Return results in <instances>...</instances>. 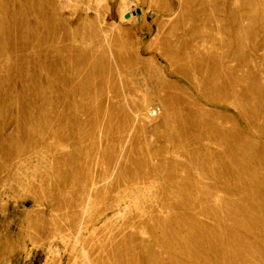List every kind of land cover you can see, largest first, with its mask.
<instances>
[{
  "label": "rangeland",
  "instance_id": "374dc122",
  "mask_svg": "<svg viewBox=\"0 0 264 264\" xmlns=\"http://www.w3.org/2000/svg\"><path fill=\"white\" fill-rule=\"evenodd\" d=\"M125 1L0 0V264H264V0Z\"/></svg>",
  "mask_w": 264,
  "mask_h": 264
},
{
  "label": "bare ground",
  "instance_id": "6f19581e",
  "mask_svg": "<svg viewBox=\"0 0 264 264\" xmlns=\"http://www.w3.org/2000/svg\"><path fill=\"white\" fill-rule=\"evenodd\" d=\"M122 6H121V10H120V15L123 17L125 14H131V16L135 17L132 13H131V10H132V5L133 4H130L129 2L125 1V0H122ZM146 117V115H143V117ZM144 117V118H145ZM148 119V118H147ZM150 120V119H149ZM136 199V198H135ZM128 204V203H126ZM137 204V203H136ZM146 204V203H145ZM96 205L95 201L91 198L88 199L85 207H84V215L87 216L89 215L91 212H92V209L93 207ZM120 205V204H119ZM129 206H130V203H129ZM127 207V206H126ZM128 208V207H127ZM125 208V210L127 209ZM130 208V207H129ZM137 208V207H136ZM120 211V210H119ZM115 212V211H114ZM120 213V212H119ZM122 213V211H121ZM124 214V213H123ZM120 215V214H119ZM120 217V216H119ZM82 231V230H81ZM79 234V233H78ZM81 234V233H80ZM80 235H78L77 237H79ZM76 242V240H75ZM78 242V241H77ZM68 253V252H67ZM84 257H86L88 259V255L85 253L84 254ZM75 263V262H74ZM91 264V263H90Z\"/></svg>",
  "mask_w": 264,
  "mask_h": 264
},
{
  "label": "water",
  "instance_id": "95a60500",
  "mask_svg": "<svg viewBox=\"0 0 264 264\" xmlns=\"http://www.w3.org/2000/svg\"><path fill=\"white\" fill-rule=\"evenodd\" d=\"M141 14H142L141 11H138V12H137V15H138V16H141ZM130 18H131V14H125V16H124V19H125V20H129Z\"/></svg>",
  "mask_w": 264,
  "mask_h": 264
}]
</instances>
